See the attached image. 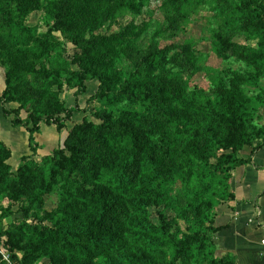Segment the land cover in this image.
<instances>
[{
    "label": "trees",
    "instance_id": "obj_1",
    "mask_svg": "<svg viewBox=\"0 0 264 264\" xmlns=\"http://www.w3.org/2000/svg\"><path fill=\"white\" fill-rule=\"evenodd\" d=\"M149 1L0 0V107L31 150L13 172L0 139V204L23 205V221L7 229L13 209L0 206V250L13 264H240L218 253L215 237L220 207L235 200L234 173L251 162L244 148H264V0H162L153 34L151 21L137 24ZM201 10L227 64L208 90L187 83L203 60L194 39L160 46ZM37 12L45 33L27 24ZM126 17L120 32H104ZM90 81L91 116L68 129L81 108L62 94L85 95ZM43 125L68 134L40 163Z\"/></svg>",
    "mask_w": 264,
    "mask_h": 264
},
{
    "label": "rangeland",
    "instance_id": "obj_2",
    "mask_svg": "<svg viewBox=\"0 0 264 264\" xmlns=\"http://www.w3.org/2000/svg\"><path fill=\"white\" fill-rule=\"evenodd\" d=\"M162 4V0H150L149 3L145 4L142 15L138 17L137 24H142L143 22H149L151 21V25L148 28V32L153 34L156 28L160 26V24L163 21V16L160 11ZM210 13L206 11H200L195 16L192 17L189 24L186 25L185 29L182 31L181 35L173 40H160V46L166 47L170 44H183L185 40L188 39H194L196 41V49L200 51V53L203 56V60L201 62V71L193 76L192 78L187 81V83L191 84V87H198L203 90H208L210 87V73H213L215 70H222L227 65L222 60L218 59L211 50V31L210 28L213 27V25L210 22ZM130 17H126L125 19H121L119 21L120 25H108L105 27L104 32L105 33H118L122 29L123 25L128 23L130 21ZM27 24L30 26H38L40 29V32L45 33L48 31V26L45 23L44 14L41 12H37L33 14L27 21ZM108 28V29H107ZM55 36L61 40L62 43V49L64 56L67 58H71L75 55L77 52L76 48L69 43L66 40H62V37L60 34L56 33ZM76 69V67H73ZM5 72L6 70L2 67H0V94L5 89ZM88 90L85 95H81L78 98L76 97V89L75 88H66L65 94L63 93L62 96L67 101L68 106H75L78 104L81 108L80 113H76L72 119L71 122L68 123L67 128L70 129L75 123H80L84 117H90V109H92L90 105L89 99L96 93L98 89V83L94 81H90L87 83ZM94 106V104L92 105ZM10 107L17 108V104H13ZM0 115L3 120V122L0 123V130L3 131L5 127H9L10 129H13V131H17V128H14L11 124V121L7 119L3 114V109L0 107ZM23 117L26 118L27 114L24 112ZM7 125V126H6ZM68 129L63 130L59 132L55 126H42L41 133L37 136V140L41 145V149L38 151V158L37 161L41 163V159L45 156L47 157L50 155L54 149L59 147L66 138L68 134ZM4 138V135H1ZM10 139H12V151L14 152L12 159L9 161L13 172L16 171L17 167L21 163V158L23 155L20 150V143L22 141V138L20 136L16 135H10ZM5 142H8V140L4 139ZM21 140V141H20ZM47 199V205L46 209L52 210L55 208L57 202L59 201V195L58 193H54L53 195L46 196ZM2 203V202H1ZM227 204V203H226ZM225 205V204H224ZM223 205V206H224ZM1 207H7L10 206L13 210L12 216L9 217L4 221V228L7 229L12 225V223L15 222H22L23 221V213H22V207L23 205H20L18 203H9V201H4L3 205L0 204ZM222 206V207H223ZM220 207V209L222 208ZM219 209V210H220ZM160 209H151V217L152 220L155 223H158V215ZM167 215L169 217H173L174 214L171 211H166ZM39 264H49V260L44 259Z\"/></svg>",
    "mask_w": 264,
    "mask_h": 264
},
{
    "label": "crops",
    "instance_id": "obj_3",
    "mask_svg": "<svg viewBox=\"0 0 264 264\" xmlns=\"http://www.w3.org/2000/svg\"><path fill=\"white\" fill-rule=\"evenodd\" d=\"M11 134L22 138L21 155H30L28 132L22 127L17 131L8 126L0 130V139L8 140L5 143L9 148ZM242 156L251 157V162L234 173L232 192L235 200L219 210L217 226L222 230L216 235L215 242L220 255L233 253L240 264H264V148L253 154L252 148L245 147Z\"/></svg>",
    "mask_w": 264,
    "mask_h": 264
},
{
    "label": "built area",
    "instance_id": "obj_4",
    "mask_svg": "<svg viewBox=\"0 0 264 264\" xmlns=\"http://www.w3.org/2000/svg\"><path fill=\"white\" fill-rule=\"evenodd\" d=\"M0 252H1V254L3 255L4 260H5L8 264H13V263L11 262V260H10V257H9V254H8V253H5V252H3V251H1V250H0Z\"/></svg>",
    "mask_w": 264,
    "mask_h": 264
}]
</instances>
